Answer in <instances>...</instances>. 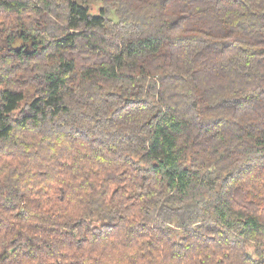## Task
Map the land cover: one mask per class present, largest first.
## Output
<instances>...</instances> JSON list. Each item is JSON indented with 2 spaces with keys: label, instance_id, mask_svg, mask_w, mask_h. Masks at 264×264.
<instances>
[{
  "label": "trees",
  "instance_id": "16d2710c",
  "mask_svg": "<svg viewBox=\"0 0 264 264\" xmlns=\"http://www.w3.org/2000/svg\"><path fill=\"white\" fill-rule=\"evenodd\" d=\"M0 264H264V0H0Z\"/></svg>",
  "mask_w": 264,
  "mask_h": 264
},
{
  "label": "rangeland",
  "instance_id": "374dc122",
  "mask_svg": "<svg viewBox=\"0 0 264 264\" xmlns=\"http://www.w3.org/2000/svg\"><path fill=\"white\" fill-rule=\"evenodd\" d=\"M97 4H99V3L96 2V4L94 3V4L92 5V10H93L94 12H97V11L99 10V5H97ZM31 92H35V91L32 89ZM23 106H24V104L21 105L20 109H22ZM20 109H19V110H20ZM19 110L15 113L16 115L19 113ZM248 249H249V251L252 252V254L256 255V254H255V246H254L253 243H251V244L249 245Z\"/></svg>",
  "mask_w": 264,
  "mask_h": 264
},
{
  "label": "water",
  "instance_id": "95a60500",
  "mask_svg": "<svg viewBox=\"0 0 264 264\" xmlns=\"http://www.w3.org/2000/svg\"><path fill=\"white\" fill-rule=\"evenodd\" d=\"M22 49H23V46H22V45L16 47V50H18V51H20V50H22ZM24 50H25L26 52H31L30 50H28V47H25Z\"/></svg>",
  "mask_w": 264,
  "mask_h": 264
}]
</instances>
